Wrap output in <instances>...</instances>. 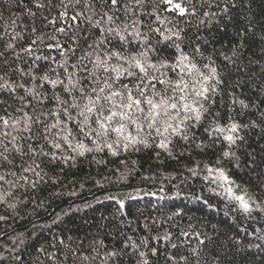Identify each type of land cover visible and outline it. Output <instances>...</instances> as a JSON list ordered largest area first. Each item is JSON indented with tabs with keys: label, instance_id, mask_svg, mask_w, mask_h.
<instances>
[{
	"label": "trees",
	"instance_id": "trees-1",
	"mask_svg": "<svg viewBox=\"0 0 264 264\" xmlns=\"http://www.w3.org/2000/svg\"><path fill=\"white\" fill-rule=\"evenodd\" d=\"M154 2L159 0H147L145 11L151 12ZM227 3L225 14L221 12L225 0H206L203 10L216 13L210 23L201 25L199 17L179 22L186 50L199 45L203 55L197 60L213 64L223 78L210 114L189 130V139L173 137L171 156L154 146L140 145L138 151L121 150L116 156L105 149L67 163L45 160V175L36 187L28 184L9 190L5 184L0 191L10 194L0 201V217H5L0 220V264H139L138 253L131 247L121 251L129 239L141 245L148 264H173L168 256H175V264H185L181 256L187 257L188 264H197L193 248L199 251L198 264H264V212L239 211L203 179L206 165L223 167L257 203L264 202V0ZM51 4L38 11L29 0L19 6L17 0H0L4 16L0 34L8 33L0 39V51L7 52L12 69L19 61L13 50L3 48L11 39L12 28L4 27L10 17L17 18L15 31L24 36L15 42V52L43 33L45 39L38 41L36 54L59 59L55 49L46 47L53 26L42 22L43 17L51 19L63 10L61 0H51ZM25 6L37 12L35 20L21 11ZM160 14L172 18L162 10ZM33 26L36 34L31 32ZM9 76L19 79L12 71ZM240 100L248 107L241 106ZM217 114L221 123L231 118L248 125L239 131L242 139L232 146L233 156L228 158L223 156L228 145L214 142L205 131ZM29 179L35 178L30 175ZM177 211L180 215H173ZM185 232L187 236L182 235ZM165 234H169L167 241ZM172 244L177 247L173 249ZM151 248L159 249V255H152ZM108 252L118 257L106 261ZM84 256L90 259L83 261Z\"/></svg>",
	"mask_w": 264,
	"mask_h": 264
},
{
	"label": "snow or ice",
	"instance_id": "snow-or-ice-1",
	"mask_svg": "<svg viewBox=\"0 0 264 264\" xmlns=\"http://www.w3.org/2000/svg\"><path fill=\"white\" fill-rule=\"evenodd\" d=\"M22 3L17 0L18 6ZM205 3L199 0L198 7L196 0H159L147 12V0H70L69 4L61 0L63 10L42 21L53 26L46 47L55 49L59 59L36 54L38 41L45 39L43 33L15 52V42L24 36L15 31L17 18H8L4 27L12 28L11 39L3 48L13 50L19 63L12 69L7 52L0 51L4 58L0 65V96L4 97L0 99V189L5 184L9 190L28 184L36 187L44 178L45 160L67 163L76 156L105 149L116 156L121 150L138 151L140 145L154 146L171 156L172 138L189 139V130L210 114L214 96L223 85L217 67L197 60L203 55L199 45L186 50L184 29L179 26L181 20L190 22L189 18L197 17L201 25L210 23L216 13L203 10ZM29 4L38 11L52 7L51 0L47 4L45 0H29ZM161 5L165 7L161 9ZM31 6L21 11L35 20L37 12ZM161 10L172 18L162 16ZM228 11L225 0L221 12ZM0 19H4L2 13ZM31 32L36 34L38 29L33 26ZM5 34H0V39ZM10 71L19 79H11ZM238 103L248 107L243 100ZM210 124L205 131L214 142L228 145L223 152L225 158L233 156L232 146L242 139L239 131L248 125L231 118L221 123L218 114ZM205 170L203 179L215 185L210 190L217 196L234 203L245 214H251L254 208L264 212V202L257 203L226 169L206 165ZM30 175L35 179L30 180ZM9 194L8 190L0 191V201ZM120 203L123 205V201ZM163 239L169 240V234ZM140 246L129 239L121 251L131 247L134 254L138 253L139 264H148L147 253L140 251ZM150 252L159 255L157 248ZM191 254L198 264V248ZM113 257L118 254L108 252L105 259ZM52 258L55 260L54 254ZM89 259L82 257L83 261ZM166 259L175 264V256ZM180 260L188 264L187 257Z\"/></svg>",
	"mask_w": 264,
	"mask_h": 264
}]
</instances>
